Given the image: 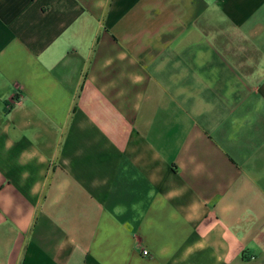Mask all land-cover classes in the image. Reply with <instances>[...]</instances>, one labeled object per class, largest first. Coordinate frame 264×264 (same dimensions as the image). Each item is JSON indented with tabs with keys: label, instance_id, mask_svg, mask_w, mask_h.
<instances>
[{
	"label": "crops",
	"instance_id": "1",
	"mask_svg": "<svg viewBox=\"0 0 264 264\" xmlns=\"http://www.w3.org/2000/svg\"><path fill=\"white\" fill-rule=\"evenodd\" d=\"M0 264H264V0H0Z\"/></svg>",
	"mask_w": 264,
	"mask_h": 264
},
{
	"label": "built area",
	"instance_id": "2",
	"mask_svg": "<svg viewBox=\"0 0 264 264\" xmlns=\"http://www.w3.org/2000/svg\"><path fill=\"white\" fill-rule=\"evenodd\" d=\"M142 254H143V255H147V252H146V251H143Z\"/></svg>",
	"mask_w": 264,
	"mask_h": 264
}]
</instances>
